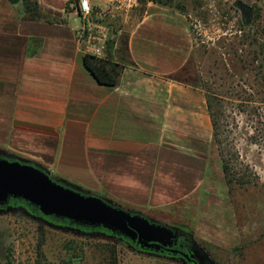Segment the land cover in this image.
<instances>
[{
	"label": "crops",
	"instance_id": "obj_1",
	"mask_svg": "<svg viewBox=\"0 0 264 264\" xmlns=\"http://www.w3.org/2000/svg\"><path fill=\"white\" fill-rule=\"evenodd\" d=\"M89 1L99 14L115 0ZM36 2L37 18L0 0V149L127 207L186 202L190 165L214 138L205 91L175 78L195 48L189 27L161 7L123 44L113 34L105 58L125 68L109 86L84 64L79 3Z\"/></svg>",
	"mask_w": 264,
	"mask_h": 264
},
{
	"label": "rangeland",
	"instance_id": "obj_2",
	"mask_svg": "<svg viewBox=\"0 0 264 264\" xmlns=\"http://www.w3.org/2000/svg\"><path fill=\"white\" fill-rule=\"evenodd\" d=\"M43 1L71 6L68 0ZM239 1L253 8L248 22ZM20 2L19 10L24 6L29 12ZM29 7L36 11V0ZM161 7L178 16L195 38L191 61L175 78L216 97L219 105L218 141L214 135L203 158L190 165L193 191L187 201L136 209L48 174L84 196L173 228L179 232L174 244L180 237L195 256L204 251L214 264H264V0H115L94 19L112 35L121 32L123 44L139 20ZM115 41L113 36L107 42L109 51ZM0 157L32 165L1 149ZM112 232L57 221L9 202L0 208V264H188Z\"/></svg>",
	"mask_w": 264,
	"mask_h": 264
},
{
	"label": "water",
	"instance_id": "obj_3",
	"mask_svg": "<svg viewBox=\"0 0 264 264\" xmlns=\"http://www.w3.org/2000/svg\"><path fill=\"white\" fill-rule=\"evenodd\" d=\"M238 6L244 18L251 17L252 6L243 1H239ZM11 197L23 199L38 207L45 216L109 229L129 238L141 249L173 254L180 252L172 248L179 235L173 228L152 222L141 214L110 206L102 198L84 196L66 188L34 165L0 157V206L8 204ZM192 256H195V251ZM183 257L189 259L188 254L183 253Z\"/></svg>",
	"mask_w": 264,
	"mask_h": 264
},
{
	"label": "trees",
	"instance_id": "obj_4",
	"mask_svg": "<svg viewBox=\"0 0 264 264\" xmlns=\"http://www.w3.org/2000/svg\"><path fill=\"white\" fill-rule=\"evenodd\" d=\"M10 1L12 3L16 4V3H19L21 0H10ZM23 1L27 4L28 10H29V12H31L32 17L37 18L40 16V13L38 11V3L37 2H36V11H31V8L29 7L31 0H23ZM244 19H245V21L248 22L249 18H244ZM84 64H85L86 68L98 80L99 83L109 85V86H114V85H117L119 83L121 74L125 68V66L121 63L114 62L111 59L99 58L95 55L88 54V53H86L84 55ZM217 101H218V99L216 97H213V98H211L210 96L207 97V104H208L210 115H211L212 120H213L214 135H215V141L216 142L218 141L217 137H218V131H219V124L217 121V116H218V112H219V110H218L219 105H218ZM10 204L17 205V206H24V207L26 206L28 209H30L33 212L41 213L38 207L31 205L29 202H27L23 199H20V198L11 197L10 198ZM4 206H0V208H2ZM50 218L57 220V221H61V222L76 224L73 221L64 220L61 218H57L55 216L50 217ZM76 225L81 226V227H85V228H90V229H93V228L105 229L109 232H112L111 230H108L104 227H92L89 225H79V224H76ZM112 233H114V232H112ZM115 234L120 235L119 233H115ZM187 237L192 239L191 235H188ZM166 254L172 255L173 253L166 252Z\"/></svg>",
	"mask_w": 264,
	"mask_h": 264
},
{
	"label": "built area",
	"instance_id": "obj_5",
	"mask_svg": "<svg viewBox=\"0 0 264 264\" xmlns=\"http://www.w3.org/2000/svg\"><path fill=\"white\" fill-rule=\"evenodd\" d=\"M79 11L83 19V25L78 31L79 42L86 53L105 58L107 42L112 38L109 27L101 22H96L95 13L89 0H80Z\"/></svg>",
	"mask_w": 264,
	"mask_h": 264
},
{
	"label": "flooded vegetation",
	"instance_id": "obj_6",
	"mask_svg": "<svg viewBox=\"0 0 264 264\" xmlns=\"http://www.w3.org/2000/svg\"><path fill=\"white\" fill-rule=\"evenodd\" d=\"M64 220H67V219H64ZM68 221H70V220H68ZM73 225H76V224H73ZM180 240H182V238L179 237L178 243L177 244L175 243L172 246L173 249L179 250L180 252L173 254V255H175L177 257H181L184 259L183 253L188 254L189 259L186 260L188 264H214L213 261L209 258V256L204 251L202 252L204 254L203 257H201L200 253H198L195 257H193L192 256L193 253L191 251L193 249V246L192 245L184 246V244L183 245L180 244ZM184 247H187V248H184ZM161 252L162 251H160V253ZM166 252H168V251H164L162 253H166ZM205 256H206V258H204Z\"/></svg>",
	"mask_w": 264,
	"mask_h": 264
}]
</instances>
